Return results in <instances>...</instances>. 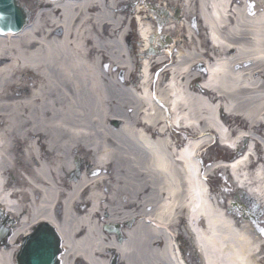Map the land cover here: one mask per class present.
<instances>
[{
    "label": "bare ground",
    "instance_id": "bare-ground-1",
    "mask_svg": "<svg viewBox=\"0 0 264 264\" xmlns=\"http://www.w3.org/2000/svg\"><path fill=\"white\" fill-rule=\"evenodd\" d=\"M28 1L20 7L36 15L0 35V206L19 217L6 244L46 223L63 243L61 264H117L113 253L122 264H186L176 238L188 233L205 264L260 263L264 210L249 213L242 199L232 209L209 202L190 157L200 142L177 151L161 123L169 107L175 124L230 141L220 125L231 123V135L247 129L264 146V0H184V10L155 26L157 9L144 12L149 0ZM122 2L142 37L135 48ZM160 36L170 44L157 50ZM212 62L201 88L197 76ZM235 170L264 197V158ZM185 216L189 227L180 228ZM128 218L132 228L122 224ZM106 220L124 233H109ZM0 264H14L13 252L0 248Z\"/></svg>",
    "mask_w": 264,
    "mask_h": 264
},
{
    "label": "water",
    "instance_id": "water-1",
    "mask_svg": "<svg viewBox=\"0 0 264 264\" xmlns=\"http://www.w3.org/2000/svg\"><path fill=\"white\" fill-rule=\"evenodd\" d=\"M27 24V14L17 0H0V35L17 33ZM59 240L53 229L41 225L35 236L26 240L19 264H58Z\"/></svg>",
    "mask_w": 264,
    "mask_h": 264
},
{
    "label": "rangeland",
    "instance_id": "rangeland-1",
    "mask_svg": "<svg viewBox=\"0 0 264 264\" xmlns=\"http://www.w3.org/2000/svg\"><path fill=\"white\" fill-rule=\"evenodd\" d=\"M26 2V0H19V2ZM135 1V0H134ZM169 1V0H168ZM175 1V4L173 5V7H176V6H178L180 9L182 8V6H183V4H182V1H178V0H174ZM256 2L258 1V0H255ZM29 2V4H33V3H38V0H29L28 1ZM173 2V1H172ZM147 3H149L151 6H159V7H163V8H166L167 6H166V3L165 2H161L160 0H149ZM128 3H126V2H122L121 3V9H123V11L121 12V14H122V16L124 17V16H129L130 15V10H129V8H127V5ZM249 5H252V3L249 1ZM248 6V5H247ZM31 11H36V8H33V9H31ZM124 11H126V12H124ZM144 12L145 13H147V9L146 8H144ZM124 13H127V14H124ZM182 22V21H181ZM156 24V23H155ZM134 37H131V39H132V42H133V45H135V39H133ZM136 46V45H135ZM26 77H28V76H26ZM26 82H28V83H30L29 82V78H26ZM35 90V89H34ZM212 156H215V154H214V151H213V153H212ZM85 157V156H84ZM87 157H88V155H87ZM86 157V161L88 162V159L90 158V156H89V158H87ZM216 175V174H215ZM222 177L219 175V176H215V178L213 179V182H212V187L215 189V190H221V188L223 189V191L221 192V194L222 195H224V197H229L228 198V202H230L231 200L233 201L234 200V198H237V197H239V195H240V193L238 192V191H236V190H232L231 188H230V186H228L227 187V184H224L223 182H222ZM242 203H244V200L242 199V201H241ZM5 225L9 228V225L5 222ZM14 228V227H13ZM10 229V228H9ZM263 264H264V260H263V262H262Z\"/></svg>",
    "mask_w": 264,
    "mask_h": 264
}]
</instances>
